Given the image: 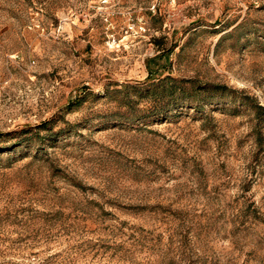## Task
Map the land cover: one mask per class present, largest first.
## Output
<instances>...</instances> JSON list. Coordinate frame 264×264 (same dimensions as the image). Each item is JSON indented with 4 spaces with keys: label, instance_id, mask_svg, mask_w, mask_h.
Returning a JSON list of instances; mask_svg holds the SVG:
<instances>
[{
    "label": "rangeland",
    "instance_id": "rangeland-1",
    "mask_svg": "<svg viewBox=\"0 0 264 264\" xmlns=\"http://www.w3.org/2000/svg\"><path fill=\"white\" fill-rule=\"evenodd\" d=\"M0 264H264V0H0Z\"/></svg>",
    "mask_w": 264,
    "mask_h": 264
},
{
    "label": "trees",
    "instance_id": "trees-1",
    "mask_svg": "<svg viewBox=\"0 0 264 264\" xmlns=\"http://www.w3.org/2000/svg\"><path fill=\"white\" fill-rule=\"evenodd\" d=\"M166 80V79H164ZM168 80L172 83H176V80L174 79H170L168 78ZM208 90H211V91H225L224 87H220V86H208V87H205V88H200V89H197V92H203V91H208ZM154 111H156V109H153ZM164 110V109H163ZM166 112V111H164ZM45 126V125H44Z\"/></svg>",
    "mask_w": 264,
    "mask_h": 264
}]
</instances>
